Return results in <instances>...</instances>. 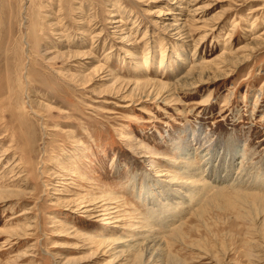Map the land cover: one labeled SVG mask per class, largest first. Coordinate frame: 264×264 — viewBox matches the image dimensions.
<instances>
[{
	"label": "rangeland",
	"instance_id": "obj_1",
	"mask_svg": "<svg viewBox=\"0 0 264 264\" xmlns=\"http://www.w3.org/2000/svg\"><path fill=\"white\" fill-rule=\"evenodd\" d=\"M0 264H264V0H0Z\"/></svg>",
	"mask_w": 264,
	"mask_h": 264
},
{
	"label": "bare ground",
	"instance_id": "obj_2",
	"mask_svg": "<svg viewBox=\"0 0 264 264\" xmlns=\"http://www.w3.org/2000/svg\"><path fill=\"white\" fill-rule=\"evenodd\" d=\"M183 10H184V9H183ZM171 14H172V13H167L166 16H167V15H171ZM113 16H117V15H113ZM113 16H112V17H113ZM121 23H122L121 20H117V21H115L114 24H121ZM179 28H180V29H179ZM116 29H121V25L118 26V27H116ZM174 30H175V31L178 30V31H177L176 33H174L173 36H177V37H180V38L184 37V39H187V36L189 35V32L185 31V30H184L183 28H181V27H173V28H172V32H173ZM189 38H190V37H189ZM190 39H191V38H190ZM186 41H187V40H186ZM255 41H256V40H255ZM182 45H183V44H182ZM261 45H262V44H261ZM254 46H255V45H254ZM183 47H184V46H183ZM249 48H250V47H249ZM242 49H243V47L240 48V50H242ZM240 50H239V51H240ZM250 51H251V50H250ZM253 51H256V50H253ZM244 54H245V52H244ZM250 55H251V54H250ZM250 55H249V56H250ZM247 57H248V56H247ZM229 58H230V57H229ZM244 58L246 59V56H245ZM225 59H226V58H225ZM235 60H236V59H235ZM242 60H243V59H242ZM224 61H225V60H224ZM244 61H245V60H244ZM226 62H228V64L230 65L229 61H226ZM236 62H237V61H236ZM239 62H240V60H239ZM240 63H241V62H240ZM138 64H139V63H138ZM147 64H148V66H149V62L146 63V64L143 63V66L146 67ZM221 64H222V63H221ZM234 64L236 65L237 63L234 62ZM224 66H225V65H224ZM214 67H215V66H214ZM138 68H139V67H138ZM209 68H210V67H209ZM212 68H213V66H212ZM215 68H216V67H215ZM207 69H208V68H207ZM201 70H202V69H201ZM205 70H206V69H205ZM139 71H140V70H139ZM189 72H190V73H191V72L195 73L196 71H195V69H193V70H190ZM189 72H188L187 76L185 77V79H183V80L185 81V84L188 82V80H190L189 78H190L191 75H192V74H190ZM206 72H207V71H206ZM208 72H210V71H208ZM200 73H201V71H200ZM203 73H204V72H202L200 75H202ZM214 73H215V72H214ZM204 74H205V73H204ZM207 74H208V73H207ZM209 74H210V73H209ZM212 74H213V72H212ZM194 76H195V75H194ZM203 76H205V75H203ZM199 77H200V76H199ZM199 77H198V78H199ZM141 80H142V79H141ZM183 80L177 81L176 84H177V85H181L180 82L183 83ZM191 80H192V79H191ZM119 81H120V80H119ZM150 81H151V80H150ZM131 82L133 83V81H131ZM153 82H154V80H153ZM156 82H157V81H156ZM178 82H179V83H178ZM189 82H190V81H189ZM126 83H127V82H126ZM126 83H125V85H126ZM129 83H130V82H129ZM129 83L127 84V87H128V85H129ZM132 83H131V84H132ZM141 83L143 84L142 81H141ZM141 83H140V84H141ZM145 83H146V84H145ZM145 83H144L145 86H146L147 84H150L148 80H147V82L145 81ZM140 84H139V83H136L137 87H138ZM142 84H141V85H142ZM152 84H153V83H152ZM195 84H196V83H195ZM122 85H123V84H122ZM125 85H124V86H125ZM150 85H151V84H150ZM150 85H149V86H150ZM154 85L156 86V84H154ZM162 85H165V86H166V84H163V83H162ZM162 85H160V86H162ZM172 85H173V84H172ZM177 85H175V86H177ZM193 85H194V84H192L191 87H192ZM142 86H143V85H142ZM149 86H148V88H149ZM157 86H158V84H157ZM165 86H164V87H165ZM170 86H171V85L168 84V87H169V88H170ZM194 86H195V85H194ZM166 87H167V86H166ZM177 87H178V86H177ZM187 87H188V86H187ZM121 88H123V87L121 86ZM143 88H144V87H143ZM162 88H163V87H162ZM172 88H173V87H172ZM172 88H171V89H172ZM178 88H179V87H178ZM192 88H193V87H192ZM117 89H118V88H117ZM164 89H165V88H164ZM182 89H183V88H182ZM186 89H187V88H186ZM188 89H189V88H188ZM138 90H139V89H138ZM141 90H142V89H141ZM145 90H146V89H145ZM150 90H151V89H150ZM152 90H153V89H152ZM156 90H157V89H156ZM160 90H161V89H160ZM147 91H148V90H147ZM147 91H146V92H147ZM157 91H159V89H158ZM161 91H162V90H161ZM166 91H167V89H166ZM166 91H165V92H166ZM168 91H169V89H168ZM172 91H176V89H174V90H172ZM137 92H138V91H137ZM144 92H145V91H144ZM152 92H154V91H152ZM165 92H164V93H165ZM124 93H125V92H124ZM150 93H151V92H149V95H148V96L146 95V96H147V97H150V96L152 95V94L150 95ZM158 93L160 94V91H159ZM145 94H147V93H145ZM156 94H157V93H156ZM159 94H158V95H159ZM161 94H163V92H162ZM137 95H138V94H137ZM155 97H156V96H155ZM193 180H194V179H193ZM189 183H190V182H189ZM190 184H191V183H190ZM105 212H106V211H105ZM91 237H92V236H91ZM91 237H90V239L87 238V240H89V241L92 242ZM93 240H94V239H93ZM92 243H95V242H92ZM97 246H98V245H97ZM150 255H151V254H150ZM147 262H148V261H147Z\"/></svg>",
	"mask_w": 264,
	"mask_h": 264
}]
</instances>
